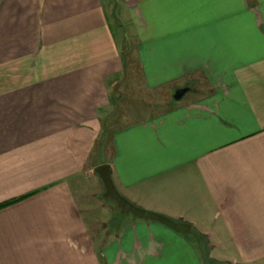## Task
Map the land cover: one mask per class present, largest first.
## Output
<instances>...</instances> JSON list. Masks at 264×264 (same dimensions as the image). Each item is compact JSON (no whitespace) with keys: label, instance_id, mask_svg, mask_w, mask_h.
Returning a JSON list of instances; mask_svg holds the SVG:
<instances>
[{"label":"crops","instance_id":"crops-1","mask_svg":"<svg viewBox=\"0 0 264 264\" xmlns=\"http://www.w3.org/2000/svg\"><path fill=\"white\" fill-rule=\"evenodd\" d=\"M110 2L0 0V264H203L191 236L92 216L101 165L221 264H264V0Z\"/></svg>","mask_w":264,"mask_h":264},{"label":"water","instance_id":"water-1","mask_svg":"<svg viewBox=\"0 0 264 264\" xmlns=\"http://www.w3.org/2000/svg\"><path fill=\"white\" fill-rule=\"evenodd\" d=\"M188 88H183L176 91L174 95L175 100H181L184 95L188 92ZM97 174L103 183L105 192L104 199L113 201L119 209V214L116 218V224L121 225L122 220L125 216H132L136 219L143 221H151L165 225L166 227L183 234L185 236H191L195 239L198 244L201 260L203 264H221L220 261L213 259L211 256V250L209 249V236L202 233L194 224L186 223L182 221H176L167 216L155 213L146 209H143L127 198H125L117 190L113 181V172L110 165H101L95 169Z\"/></svg>","mask_w":264,"mask_h":264},{"label":"rangeland","instance_id":"rangeland-1","mask_svg":"<svg viewBox=\"0 0 264 264\" xmlns=\"http://www.w3.org/2000/svg\"><path fill=\"white\" fill-rule=\"evenodd\" d=\"M111 2V4L113 5V7H114V14H115V16H116V13L118 12V8L120 7V5H119V0H110ZM111 5V6H112ZM111 19H112V22H114V17L113 16H111ZM114 24V23H113ZM115 25V27H116V24H114ZM133 49V47H131V50ZM128 52V51H127ZM131 56H130V58H129V65H128V72H129V77H130V79L132 80L131 82H137L138 83V85H139V87H138V95H139V98H138V101L140 102V105H143V104H145V101H146V99H145V97L143 96V91H142V89H141V79L140 78H138V75L137 76H135V75H133L132 74V72H134L132 69H131V67H129V66H132V67H134L135 65H136V60L134 59V57H133V52H131V54H130ZM130 102H132V104H133V101L130 99ZM139 105V106H140ZM120 111H122L123 113H124V110L123 109H121ZM119 111V112H120ZM125 123H123V122H115V124H114V128L116 129V128H118V127H120V126H123ZM104 192H105V189H104V187H103V191L100 193V195L98 196V200L97 201H95L94 199H91L90 201H91V203H92V205H91V213H92V216H101V213H103V207L105 208L106 207V211H108V208L110 209V207H113V209H115V210H117V211H119V209L117 208V205L113 202V201H111V200H109V199H104V197H103V195H104ZM105 211V212H106ZM116 211V212H117ZM107 213V212H106ZM101 219V218H100ZM91 222H93L94 223V221H91ZM113 224V226H115L114 225V222L112 223ZM215 255H218V253H214ZM223 264V263H222Z\"/></svg>","mask_w":264,"mask_h":264},{"label":"trees","instance_id":"trees-1","mask_svg":"<svg viewBox=\"0 0 264 264\" xmlns=\"http://www.w3.org/2000/svg\"><path fill=\"white\" fill-rule=\"evenodd\" d=\"M9 204H11V203H9ZM8 205V204H7ZM5 206V205H4ZM3 206H0V208H2Z\"/></svg>","mask_w":264,"mask_h":264}]
</instances>
